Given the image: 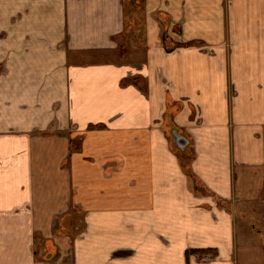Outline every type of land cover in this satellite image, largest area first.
<instances>
[{
	"label": "crops",
	"instance_id": "0c3cea01",
	"mask_svg": "<svg viewBox=\"0 0 264 264\" xmlns=\"http://www.w3.org/2000/svg\"><path fill=\"white\" fill-rule=\"evenodd\" d=\"M0 264H264V0H0Z\"/></svg>",
	"mask_w": 264,
	"mask_h": 264
},
{
	"label": "rangeland",
	"instance_id": "374dc122",
	"mask_svg": "<svg viewBox=\"0 0 264 264\" xmlns=\"http://www.w3.org/2000/svg\"><path fill=\"white\" fill-rule=\"evenodd\" d=\"M130 50H131L130 53H132V52H134L135 48H133L132 46H130L129 51H130ZM129 51H128V52H129ZM135 53H136V51L134 52V55H132V56H131V54H129V57L131 56L132 58H134V57H135Z\"/></svg>",
	"mask_w": 264,
	"mask_h": 264
},
{
	"label": "water",
	"instance_id": "95a60500",
	"mask_svg": "<svg viewBox=\"0 0 264 264\" xmlns=\"http://www.w3.org/2000/svg\"><path fill=\"white\" fill-rule=\"evenodd\" d=\"M178 139H179V138H178ZM184 146H185V143H182V144H181V147L184 148Z\"/></svg>",
	"mask_w": 264,
	"mask_h": 264
}]
</instances>
